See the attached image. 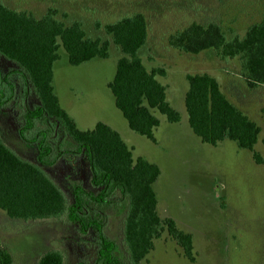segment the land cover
Returning <instances> with one entry per match:
<instances>
[{
  "label": "trees",
  "instance_id": "1",
  "mask_svg": "<svg viewBox=\"0 0 264 264\" xmlns=\"http://www.w3.org/2000/svg\"><path fill=\"white\" fill-rule=\"evenodd\" d=\"M56 14L49 9L36 18L0 1V56L6 60L0 65V110L20 103L21 113L17 130L0 119V210L23 221L65 215L82 233L96 232V264H124L116 254V242L103 231L104 211L123 208L122 233L129 264H140L163 232L194 262L192 235L156 211L152 185L160 175L159 167L142 156L133 158L120 134L103 122L93 129H79L54 92L53 65L59 59L60 46L68 62L77 66L93 58H107L111 42L122 53L108 83L115 106L130 130L156 143L154 130L160 121L153 111L165 115L170 123L179 122L180 114L167 101V87L157 79L166 71L161 67L148 70L138 55L148 36L144 15L136 13L106 24L104 31L110 40H103L87 36L78 21L66 25ZM168 43L186 54L212 49L222 60L236 58L247 87L264 85V18L230 39L217 23H192L172 34ZM186 80L188 125L201 142L216 146L229 139L249 150L256 163H264L255 150L260 126L228 99L218 81L208 73L187 74ZM29 99L37 102L30 105ZM262 113L264 116V108ZM3 134H14L11 142L31 150L34 159L20 155L3 140ZM77 156L84 158L91 189L73 184L70 200L45 168ZM0 264H14L5 248H0ZM36 264H64V256L59 250H50Z\"/></svg>",
  "mask_w": 264,
  "mask_h": 264
},
{
  "label": "rangeland",
  "instance_id": "2",
  "mask_svg": "<svg viewBox=\"0 0 264 264\" xmlns=\"http://www.w3.org/2000/svg\"><path fill=\"white\" fill-rule=\"evenodd\" d=\"M0 1L36 18L54 9L58 20L66 25L78 21L87 36L103 40H110L104 31L106 24L143 14L148 36L138 55L148 70L161 67L166 71L157 79L167 87V101L179 112L180 121L170 123L165 115L153 111L160 121L154 130L156 144L130 130L108 88L122 56L111 42L107 58H93L77 66L68 62L66 51L59 47V59L53 65V87L60 106L79 129H93L97 122H103L119 132L132 148L133 158L142 156L159 167L160 175L153 184L156 211L159 217L173 219L180 230L192 235L195 261L186 259L163 232L140 264H264V163H256L249 150L239 148L232 140L224 139L216 146L201 142L188 125L184 106L186 75L210 74L228 99L260 126L255 150L264 158V85L247 87L236 58L222 60L212 49L186 54L168 43L172 34L192 23H217L228 39L242 35L264 18V0ZM3 62L6 60L0 56V65ZM29 102L33 105L37 100ZM19 104L11 108L13 118L5 120L0 115L11 128L17 127L18 118L21 119ZM11 135L3 134V140L9 141L20 155L34 159L31 150L11 142ZM45 171L70 200L73 184L91 189L82 156L69 162L59 159ZM104 212V234L116 242V254L122 263L129 264L122 233L125 210ZM97 240L93 229L82 233L65 215L23 221L0 210V248L11 254L14 264H36L50 250L61 251L64 264H96Z\"/></svg>",
  "mask_w": 264,
  "mask_h": 264
},
{
  "label": "flooded vegetation",
  "instance_id": "3",
  "mask_svg": "<svg viewBox=\"0 0 264 264\" xmlns=\"http://www.w3.org/2000/svg\"><path fill=\"white\" fill-rule=\"evenodd\" d=\"M0 115H2V118H5V119H7L8 117H9V118H13V117H14V116L11 115V108H10V106H8V107L5 108V109H1V110H0ZM17 128H18V125H17V127H15L14 129L17 130ZM68 162H69V161H68Z\"/></svg>",
  "mask_w": 264,
  "mask_h": 264
},
{
  "label": "crops",
  "instance_id": "4",
  "mask_svg": "<svg viewBox=\"0 0 264 264\" xmlns=\"http://www.w3.org/2000/svg\"><path fill=\"white\" fill-rule=\"evenodd\" d=\"M56 94V93H55ZM57 95V94H56ZM119 133V132H118ZM121 136V135H120ZM156 142H157V140H156ZM156 144V143H155ZM128 146V145H127ZM129 147V146H128ZM131 150H132V148L131 147H129ZM146 159V158H145ZM148 160V159H147ZM149 161V160H148ZM149 162H151V161H149ZM151 163H154V162H151ZM155 164V163H154ZM157 180V179H156ZM156 182V181H155ZM154 182V183H155ZM153 183V184H154ZM152 187H153V185H152ZM156 195V194H155ZM156 199H157V196H156ZM157 205H158V202H157ZM157 205H156V209H157Z\"/></svg>",
  "mask_w": 264,
  "mask_h": 264
}]
</instances>
